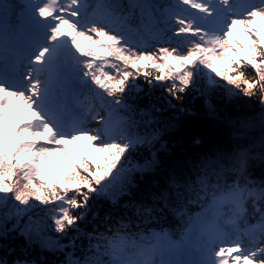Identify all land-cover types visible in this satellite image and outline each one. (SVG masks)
<instances>
[{"label":"snow or ice","instance_id":"1","mask_svg":"<svg viewBox=\"0 0 264 264\" xmlns=\"http://www.w3.org/2000/svg\"><path fill=\"white\" fill-rule=\"evenodd\" d=\"M0 264H264V0H0Z\"/></svg>","mask_w":264,"mask_h":264},{"label":"rangeland","instance_id":"2","mask_svg":"<svg viewBox=\"0 0 264 264\" xmlns=\"http://www.w3.org/2000/svg\"><path fill=\"white\" fill-rule=\"evenodd\" d=\"M24 111H26V110H23V109L21 110V112H24ZM18 122H19V121H17V123H18Z\"/></svg>","mask_w":264,"mask_h":264}]
</instances>
